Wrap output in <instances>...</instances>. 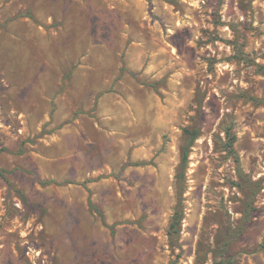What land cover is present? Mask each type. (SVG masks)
<instances>
[{"label":"rangeland","instance_id":"obj_1","mask_svg":"<svg viewBox=\"0 0 264 264\" xmlns=\"http://www.w3.org/2000/svg\"><path fill=\"white\" fill-rule=\"evenodd\" d=\"M0 171V264H264V0H0Z\"/></svg>","mask_w":264,"mask_h":264},{"label":"trees","instance_id":"obj_2","mask_svg":"<svg viewBox=\"0 0 264 264\" xmlns=\"http://www.w3.org/2000/svg\"><path fill=\"white\" fill-rule=\"evenodd\" d=\"M186 134L190 135L191 137V141L195 140L197 137H198V131L197 130H193V131H189L188 129H186L184 131ZM228 151L230 153L233 152V149H232V144H230L228 146ZM187 160V148H185L182 152V159H181V163L184 165L185 162ZM0 175H1V171H0ZM89 205L92 206V203L89 201ZM179 223V219H177L176 223L174 224V227L177 226V224Z\"/></svg>","mask_w":264,"mask_h":264}]
</instances>
